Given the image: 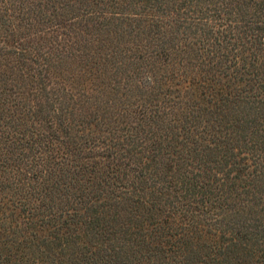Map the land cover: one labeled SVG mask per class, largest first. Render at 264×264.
Listing matches in <instances>:
<instances>
[{
  "label": "trees",
  "instance_id": "16d2710c",
  "mask_svg": "<svg viewBox=\"0 0 264 264\" xmlns=\"http://www.w3.org/2000/svg\"><path fill=\"white\" fill-rule=\"evenodd\" d=\"M0 264H264V0H0Z\"/></svg>",
  "mask_w": 264,
  "mask_h": 264
}]
</instances>
